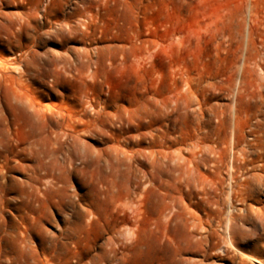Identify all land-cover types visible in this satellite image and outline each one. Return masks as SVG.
<instances>
[{
    "label": "rangeland",
    "instance_id": "1",
    "mask_svg": "<svg viewBox=\"0 0 264 264\" xmlns=\"http://www.w3.org/2000/svg\"><path fill=\"white\" fill-rule=\"evenodd\" d=\"M263 60L264 0H0L16 142L29 96L87 156L0 178V264H264Z\"/></svg>",
    "mask_w": 264,
    "mask_h": 264
},
{
    "label": "bare ground",
    "instance_id": "2",
    "mask_svg": "<svg viewBox=\"0 0 264 264\" xmlns=\"http://www.w3.org/2000/svg\"><path fill=\"white\" fill-rule=\"evenodd\" d=\"M7 104L26 118L32 131L25 142H16L11 121L0 105V178L15 169H29V180L38 188L42 181H59L66 165L75 157L86 156L81 152L78 130L67 120L70 117L65 113L49 107L42 109L40 100L29 96L10 99ZM22 154L32 160L31 163L21 161L19 155ZM232 240L228 242L233 243Z\"/></svg>",
    "mask_w": 264,
    "mask_h": 264
}]
</instances>
